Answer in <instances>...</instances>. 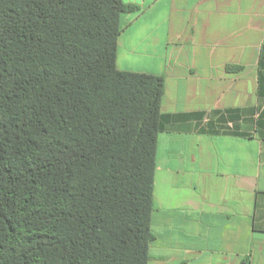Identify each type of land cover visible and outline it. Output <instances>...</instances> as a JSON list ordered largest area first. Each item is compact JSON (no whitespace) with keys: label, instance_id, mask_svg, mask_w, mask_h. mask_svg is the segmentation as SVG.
Instances as JSON below:
<instances>
[{"label":"trees","instance_id":"16d2710c","mask_svg":"<svg viewBox=\"0 0 264 264\" xmlns=\"http://www.w3.org/2000/svg\"><path fill=\"white\" fill-rule=\"evenodd\" d=\"M123 0H0V264H149L164 80L116 66Z\"/></svg>","mask_w":264,"mask_h":264},{"label":"crops","instance_id":"0c3cea01","mask_svg":"<svg viewBox=\"0 0 264 264\" xmlns=\"http://www.w3.org/2000/svg\"><path fill=\"white\" fill-rule=\"evenodd\" d=\"M116 66L164 80L149 264H264V0H123Z\"/></svg>","mask_w":264,"mask_h":264}]
</instances>
